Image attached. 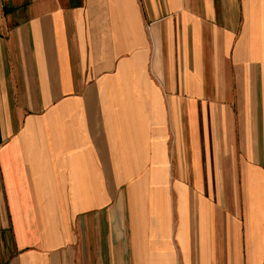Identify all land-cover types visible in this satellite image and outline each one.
Wrapping results in <instances>:
<instances>
[{
    "label": "crops",
    "instance_id": "1",
    "mask_svg": "<svg viewBox=\"0 0 264 264\" xmlns=\"http://www.w3.org/2000/svg\"><path fill=\"white\" fill-rule=\"evenodd\" d=\"M0 264H264V0H0Z\"/></svg>",
    "mask_w": 264,
    "mask_h": 264
}]
</instances>
